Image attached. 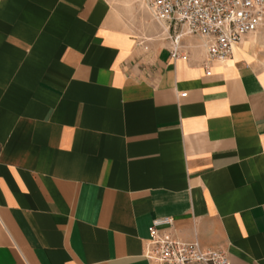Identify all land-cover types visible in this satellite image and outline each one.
<instances>
[{
    "label": "crops",
    "instance_id": "1",
    "mask_svg": "<svg viewBox=\"0 0 264 264\" xmlns=\"http://www.w3.org/2000/svg\"><path fill=\"white\" fill-rule=\"evenodd\" d=\"M113 1L0 0V264H153L158 217L264 264L256 36L207 70L196 37L143 53Z\"/></svg>",
    "mask_w": 264,
    "mask_h": 264
},
{
    "label": "built area",
    "instance_id": "2",
    "mask_svg": "<svg viewBox=\"0 0 264 264\" xmlns=\"http://www.w3.org/2000/svg\"><path fill=\"white\" fill-rule=\"evenodd\" d=\"M152 18L173 33L170 57L187 58L185 37L202 40L204 67L232 58L246 37L264 28V0H140ZM207 74H210L207 71ZM187 94H182L186 97ZM172 217H158L149 227L143 255L153 264H229L225 251L204 249L198 242L178 239Z\"/></svg>",
    "mask_w": 264,
    "mask_h": 264
},
{
    "label": "rangeland",
    "instance_id": "3",
    "mask_svg": "<svg viewBox=\"0 0 264 264\" xmlns=\"http://www.w3.org/2000/svg\"><path fill=\"white\" fill-rule=\"evenodd\" d=\"M113 4L121 25L131 32L143 53L155 51L169 41L167 37L173 33L172 28L165 32L169 25L156 22L140 0H114ZM251 36H256L259 49L264 50V28Z\"/></svg>",
    "mask_w": 264,
    "mask_h": 264
},
{
    "label": "bare ground",
    "instance_id": "4",
    "mask_svg": "<svg viewBox=\"0 0 264 264\" xmlns=\"http://www.w3.org/2000/svg\"><path fill=\"white\" fill-rule=\"evenodd\" d=\"M167 31V30H166ZM237 48V47H236ZM236 50V49H235Z\"/></svg>",
    "mask_w": 264,
    "mask_h": 264
}]
</instances>
